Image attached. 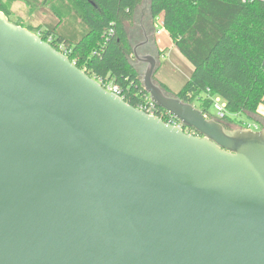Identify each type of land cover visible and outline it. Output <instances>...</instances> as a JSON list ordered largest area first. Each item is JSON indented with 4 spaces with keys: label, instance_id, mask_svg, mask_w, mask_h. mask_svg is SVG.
Masks as SVG:
<instances>
[{
    "label": "water",
    "instance_id": "obj_1",
    "mask_svg": "<svg viewBox=\"0 0 264 264\" xmlns=\"http://www.w3.org/2000/svg\"><path fill=\"white\" fill-rule=\"evenodd\" d=\"M133 31L150 101L197 135L0 11V264H264V124L226 128L156 83L147 0Z\"/></svg>",
    "mask_w": 264,
    "mask_h": 264
},
{
    "label": "trees",
    "instance_id": "obj_2",
    "mask_svg": "<svg viewBox=\"0 0 264 264\" xmlns=\"http://www.w3.org/2000/svg\"><path fill=\"white\" fill-rule=\"evenodd\" d=\"M17 1L31 12L38 0H0L8 20ZM40 1L49 9L41 24L13 22L42 32L55 48L62 44L69 59L89 76L116 84L126 103L139 107L147 102L142 71L132 55L140 33L127 29L144 0ZM147 9L151 23L161 18L163 29L193 67L176 92L154 78L166 93L197 102L204 115L226 128L245 127L248 121L241 115L264 124L257 112L264 104V0H147ZM214 96L225 105L221 118L209 112Z\"/></svg>",
    "mask_w": 264,
    "mask_h": 264
},
{
    "label": "rangeland",
    "instance_id": "obj_3",
    "mask_svg": "<svg viewBox=\"0 0 264 264\" xmlns=\"http://www.w3.org/2000/svg\"><path fill=\"white\" fill-rule=\"evenodd\" d=\"M38 3L39 0L36 2L35 8L31 12L28 10V6L23 2H17V4L14 3L11 8L12 14L9 17L10 20L12 22H22L24 25L35 26L41 24L44 21L49 9L47 6H43ZM158 26L159 33H165L163 27L159 24V20ZM135 62L137 63V61ZM191 69V63L181 53H179L178 50L167 49L162 51V62L159 77L163 79L172 90L177 91L181 88L189 76L187 72L189 70L191 71ZM220 102H223L221 98ZM193 105L197 106L198 108L197 102H193ZM209 112L215 113L212 106L209 108ZM243 117V119H246L248 122H250L245 116Z\"/></svg>",
    "mask_w": 264,
    "mask_h": 264
},
{
    "label": "built area",
    "instance_id": "obj_4",
    "mask_svg": "<svg viewBox=\"0 0 264 264\" xmlns=\"http://www.w3.org/2000/svg\"><path fill=\"white\" fill-rule=\"evenodd\" d=\"M241 1H247V0H241ZM162 26V22L160 23ZM38 33L41 35L42 32L38 31ZM57 50H59L61 53H63L64 55H66V49L63 47L62 44L58 45V48H56ZM67 56V55H66ZM95 80L101 85V87L106 90L107 92H111L114 93L116 95H118L119 97L122 98L121 93H120V89L119 87L112 83L111 81H101V80H97L95 78ZM123 99V98H122ZM212 107L215 111L214 115L217 118H221L224 116L225 113V105L224 102H220V97L218 96H214L212 98ZM139 109L144 110L146 113L148 114H152V115H156L158 117H160L165 123H170L174 126L180 127L182 128L186 133L189 134H193V129L189 128L187 130L184 129V125H182V122L176 118L175 116H173L172 114H170L168 111L164 110V109H159L157 111L156 107L149 99V97L147 96V102L144 105H141L138 107ZM214 118V117H213ZM245 127H249L253 130H257L259 129L260 125L254 122H247Z\"/></svg>",
    "mask_w": 264,
    "mask_h": 264
},
{
    "label": "crops",
    "instance_id": "obj_5",
    "mask_svg": "<svg viewBox=\"0 0 264 264\" xmlns=\"http://www.w3.org/2000/svg\"><path fill=\"white\" fill-rule=\"evenodd\" d=\"M18 2V1H17ZM17 2H15L16 4H17ZM41 3V1L39 0V3L38 4H40ZM29 10V9H28ZM29 12V11H28ZM136 13H137V9H136V12H135V17H134V23H135V18H136ZM158 20H159V24L162 22L161 21V18L160 17H158ZM134 23H133V26H127V29H128V31H133V28H134ZM161 25V24H160ZM164 30V29H163ZM164 32L165 33H159L160 34V41H161V49H162V51H164V50H167V49H172V50H178L177 48H176V46L173 44V42H172V39L170 38V36L168 35V33L164 30ZM135 44V43H134ZM179 51V50H178ZM180 53V52H179ZM140 66V65H139ZM140 69V71H141V67L139 68ZM192 70H193V67H192V69H191V71L189 70L187 73H188V75L190 76V74H191V72H192ZM189 76H188V78H189ZM187 78V79H188ZM159 81H161V82H163L170 90H172L169 86H168V84L166 83V82H164V80L163 79H161L160 77H159V79H158ZM185 83V82H184ZM183 83V84H184ZM179 90V89H178ZM177 90V91H178ZM172 91H174V90H172ZM174 92H176V91H174ZM257 112H258V115H262V116H264V104H261V105H259L258 106V109H257ZM258 116H256V118H257ZM239 118H241V119H243L244 117L241 115ZM255 123V122H254Z\"/></svg>",
    "mask_w": 264,
    "mask_h": 264
},
{
    "label": "flooded vegetation",
    "instance_id": "obj_6",
    "mask_svg": "<svg viewBox=\"0 0 264 264\" xmlns=\"http://www.w3.org/2000/svg\"><path fill=\"white\" fill-rule=\"evenodd\" d=\"M138 40V39H137ZM136 43H138V42H136ZM135 43V44H136ZM134 44V45H135ZM137 52L139 53V54H146V53H150V54H153L154 55V48H153V46H152V44H150V43H145V44H143V45H141V46H139V47H137ZM139 65H140V67H142V69H143V67L145 66V63H142V62H137ZM157 109V111L160 109L161 110V108H156ZM190 127H188V126H185L184 127V129L185 130H187V129H189ZM193 134L194 135H197V133L195 132V131H193Z\"/></svg>",
    "mask_w": 264,
    "mask_h": 264
}]
</instances>
